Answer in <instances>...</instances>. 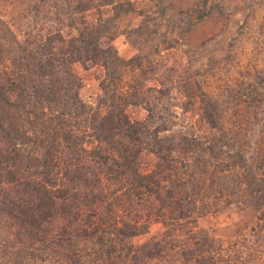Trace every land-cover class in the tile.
Instances as JSON below:
<instances>
[{"label":"trees","instance_id":"1","mask_svg":"<svg viewBox=\"0 0 264 264\" xmlns=\"http://www.w3.org/2000/svg\"><path fill=\"white\" fill-rule=\"evenodd\" d=\"M138 1L61 0L65 27L23 38L0 19V264H148L176 250L181 264H249L215 256L196 221L216 201L264 207V128L254 149L238 142L192 67L162 69L191 27L160 32ZM132 14L123 34L137 52L123 60L115 26ZM76 66L99 82L95 105ZM176 92L200 107H165ZM154 222L164 233L134 247Z\"/></svg>","mask_w":264,"mask_h":264},{"label":"rangeland","instance_id":"2","mask_svg":"<svg viewBox=\"0 0 264 264\" xmlns=\"http://www.w3.org/2000/svg\"><path fill=\"white\" fill-rule=\"evenodd\" d=\"M137 6L147 14L150 11L159 14L151 27L160 32H164L167 25L171 29L172 26L176 29L191 27L184 35V45H176L158 56L160 66L166 72L175 63L181 68L192 67L188 76L195 78L197 92L221 107L232 135L238 136V142L249 141L254 149L264 128V0H139ZM61 11V0H0V19L18 38L41 25H44L42 34L49 27L53 30L63 26L54 16ZM138 22L139 18L132 14L116 23L115 30L119 34L113 45L123 60L137 52L123 34L124 29ZM156 44L157 40L146 49ZM74 70L83 79L80 99L95 105L100 89L93 70L85 72L79 66ZM175 94L177 97L172 94L171 99L165 101V107H200L198 102L186 104L177 92ZM130 112L134 119L145 117L141 109ZM196 225L200 234L211 236L212 250L216 252L213 254L220 255V259L238 254L249 264H264V207H250L243 199L232 205L216 201L198 217ZM258 231L262 237H258ZM163 233V226L154 222L146 234L133 238L130 243L139 247ZM192 235L184 229L180 242L191 239ZM239 250L250 255H241ZM176 251V256L171 253L170 257L152 258L147 263L181 264L182 257Z\"/></svg>","mask_w":264,"mask_h":264}]
</instances>
